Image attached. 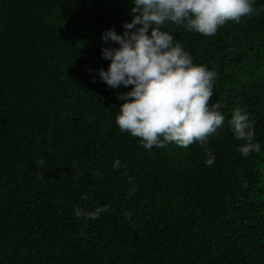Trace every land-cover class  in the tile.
<instances>
[{"label": "trees", "instance_id": "obj_1", "mask_svg": "<svg viewBox=\"0 0 264 264\" xmlns=\"http://www.w3.org/2000/svg\"><path fill=\"white\" fill-rule=\"evenodd\" d=\"M130 7L0 0V264H264V11L212 36L164 25L216 73L210 103L225 121L208 137L209 166L196 143L145 149L115 123L132 86L99 79L100 49L117 46L100 37L121 34ZM235 107L260 152L237 151ZM103 205L95 220L73 212Z\"/></svg>", "mask_w": 264, "mask_h": 264}, {"label": "clouds", "instance_id": "obj_2", "mask_svg": "<svg viewBox=\"0 0 264 264\" xmlns=\"http://www.w3.org/2000/svg\"><path fill=\"white\" fill-rule=\"evenodd\" d=\"M131 20L101 33V41L114 43L100 49L106 69L97 70L99 79L109 88L123 85L131 89L117 94L122 101L115 115L121 132L138 137L145 149L163 148L169 143L187 148L193 143L205 148L206 165L215 162V154L206 147L208 137L224 123L218 102L210 103L216 73L193 59L172 33L166 22L204 36L215 35L227 21L239 23L242 17L258 15L264 7L254 8L255 0H129ZM91 71V70H89ZM92 82H95L93 78ZM233 137L243 141L237 146L242 157L260 152L256 130L241 107L231 112ZM38 165L44 160L38 159ZM121 167L115 159L112 168ZM135 191V189H133ZM131 194V193H129ZM109 210L108 205L93 210L73 208L76 217L95 220ZM133 215L124 213L125 220Z\"/></svg>", "mask_w": 264, "mask_h": 264}]
</instances>
